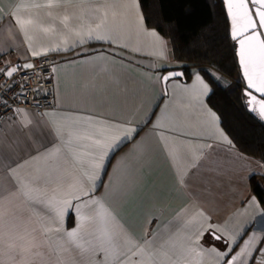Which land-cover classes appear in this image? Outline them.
<instances>
[{
    "label": "crops",
    "instance_id": "crops-1",
    "mask_svg": "<svg viewBox=\"0 0 264 264\" xmlns=\"http://www.w3.org/2000/svg\"><path fill=\"white\" fill-rule=\"evenodd\" d=\"M45 3L46 0H0V54L6 63H31L30 46L37 50L66 47L82 37L86 39L89 33H107L116 43L88 40L76 50L88 53L90 58L86 60L77 59L76 53H50L56 58L57 69L54 108L43 117L32 109L21 108V113L3 123L0 197H9L0 209L3 220L19 216L29 228L56 227L54 214L51 219L43 214L32 215L26 204L29 197L37 195L30 181L38 174L47 180L46 186L41 184L45 199L61 197L67 191L74 172L69 146L64 145L60 153L47 160H29L16 169L15 175L26 186L23 191L18 190L17 181L8 171L10 164L27 159L38 141H52L43 128L44 121L61 127L65 135L71 129L93 130L103 122L119 121L143 130L135 143H127L114 158H109L107 176L103 186L97 184L95 195L104 198L110 214L135 241L172 236L178 246L199 226L195 215L199 211L226 226L229 232L264 236V206L251 187L252 179L264 177V161L242 152L222 120L216 127L227 133L234 146L229 147L222 137L214 135L216 129L205 112V108L216 111L208 102L214 85L201 67L208 70L218 86L230 88L232 81L210 67L177 61L170 41L148 26L140 0H64L55 19L46 8L34 7ZM64 12L72 16L71 29L59 24ZM14 15L25 21L23 30L12 19ZM153 31L163 43L151 34ZM95 52L109 55H91ZM73 60L74 63H65ZM172 71L183 72L184 77L174 78L165 86L159 77ZM197 72L210 93L202 94V86L195 80ZM197 98L205 102L203 107L196 103ZM89 118L92 123H86ZM157 124L160 127L154 129ZM85 149L80 141L71 146L80 153ZM126 154L128 159L122 161ZM181 173H186V183L180 182ZM253 198L257 203L252 202ZM74 223V214H70L62 227L70 230ZM106 226L112 228L111 223ZM36 235L43 239L40 231ZM50 237L55 247L59 234L53 231ZM55 255L66 261L79 259L78 253L63 248ZM0 260L15 264L2 252ZM190 264H217V260L205 254L192 256Z\"/></svg>",
    "mask_w": 264,
    "mask_h": 264
},
{
    "label": "snow or ice",
    "instance_id": "snow-or-ice-1",
    "mask_svg": "<svg viewBox=\"0 0 264 264\" xmlns=\"http://www.w3.org/2000/svg\"><path fill=\"white\" fill-rule=\"evenodd\" d=\"M63 2L64 0H46L45 4H35L34 7L46 8L49 16L55 19L57 10L63 7ZM221 5L228 36L233 42V53L245 81L243 89L245 111L264 121V0H221ZM127 7L130 8L131 5ZM12 19L21 30L24 29L25 21L17 15ZM59 24L65 29H71L72 16L64 12ZM151 34L163 43L162 38L154 31ZM93 39L109 45L116 43L107 33L97 32L94 36L89 33L86 39L82 37L77 43L66 47L37 50L30 46V52L36 59L48 56L50 53L56 55L76 53L77 59L86 60L90 58L89 54L77 53L76 50ZM91 55L101 56L109 53L95 52ZM74 62V60L65 61V63ZM33 68H35L33 63H25L22 66L17 63L15 66L0 68V76L11 79L18 71L24 72ZM56 70L55 63L51 69H38L45 74L49 71L55 73ZM183 75V72L172 71L160 76L159 80L166 86L169 81ZM195 80L202 86V94L210 93L208 84L198 72L195 73ZM19 98L27 100L22 86ZM208 102L211 103L210 100ZM196 103L203 107L205 102L197 98ZM205 112L216 129L214 135L222 137L223 142L233 147V142L227 133L216 127L221 121L220 114L211 108H205ZM19 113L21 109H14V116ZM92 122L89 118L86 123ZM146 123L151 121L146 120ZM159 127V124L154 125V129ZM43 128L53 137L52 141L49 143L38 141L35 149L29 150L27 159L9 165L8 171L17 181L18 190L23 191L26 186L15 175L16 169L27 164L29 160H47L54 154L60 153L64 145H68L70 149L68 155L74 167L72 180L61 197L49 199L44 198L45 194L41 187L42 183L45 186L47 183L44 176L38 174L30 181L34 185L32 191L37 195L29 197L26 204L28 210L32 215L43 214L50 219L54 214L55 228L48 225H42L39 230L29 228L19 216H13L5 221L4 212L0 211V252L7 260L15 264H181L182 258L184 264H190L192 256L207 254L214 255L217 264H264V236L256 232L249 235L248 231H242L239 235L229 232L226 226L213 222L203 211L195 213L196 217H199V226L190 235L184 237L178 246L175 243L176 238L172 236H161L159 240L154 238L142 242L135 241L128 230L118 224L115 216H112L105 207L104 198L96 196L95 192L98 183L103 186V179L107 176L106 164L110 166L109 158H114L127 143L136 142L139 132L143 130L139 126H134L130 122L122 124L119 121H106L99 124L96 129L89 130L86 127L71 129L65 135L61 127L52 125L46 120ZM76 141L86 145L84 153L71 150V146ZM121 159L127 160V154ZM2 164L3 162L0 161V166ZM77 172L79 174H76ZM185 176L186 173L180 174L181 183H186ZM8 198V196L0 197V209L4 208V201ZM252 202L257 203L255 198ZM70 214H74L75 223L69 230L62 225ZM108 223H111V229L106 226ZM37 231L43 236L42 240L36 235ZM53 231L59 234L55 247L50 237ZM244 236H247V239H243ZM45 248L49 249L47 253L44 251ZM59 248H63L66 252L78 253L79 259L66 261L56 256L55 253ZM0 264H5V261L0 260Z\"/></svg>",
    "mask_w": 264,
    "mask_h": 264
},
{
    "label": "trees",
    "instance_id": "trees-1",
    "mask_svg": "<svg viewBox=\"0 0 264 264\" xmlns=\"http://www.w3.org/2000/svg\"><path fill=\"white\" fill-rule=\"evenodd\" d=\"M140 3L148 26L170 41L177 61L210 67L232 81L230 88L218 86L208 70L201 67L214 85L210 105L220 114L226 132L242 152L264 161V123L245 111V81L233 53L221 0H140ZM251 187L264 206V177L252 179Z\"/></svg>",
    "mask_w": 264,
    "mask_h": 264
},
{
    "label": "built area",
    "instance_id": "built-area-1",
    "mask_svg": "<svg viewBox=\"0 0 264 264\" xmlns=\"http://www.w3.org/2000/svg\"><path fill=\"white\" fill-rule=\"evenodd\" d=\"M17 63L22 66L20 62L6 63L0 54V68L15 66ZM31 63L35 68L26 69L24 72L18 71L11 79L0 76V128L13 116L14 109H32L39 117H43L47 110L54 108L55 73L49 71L45 74L38 69H51L54 63L56 64V58L48 55L39 59L33 58ZM21 86L27 97L26 101L19 98Z\"/></svg>",
    "mask_w": 264,
    "mask_h": 264
},
{
    "label": "water",
    "instance_id": "water-1",
    "mask_svg": "<svg viewBox=\"0 0 264 264\" xmlns=\"http://www.w3.org/2000/svg\"><path fill=\"white\" fill-rule=\"evenodd\" d=\"M168 74V73H167ZM182 77H184V75L182 76ZM176 78H178V77H176ZM263 123H264V121H262Z\"/></svg>",
    "mask_w": 264,
    "mask_h": 264
}]
</instances>
